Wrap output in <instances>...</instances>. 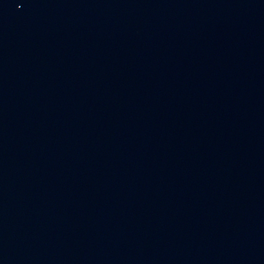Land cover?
<instances>
[{"label":"water","instance_id":"1","mask_svg":"<svg viewBox=\"0 0 264 264\" xmlns=\"http://www.w3.org/2000/svg\"><path fill=\"white\" fill-rule=\"evenodd\" d=\"M0 264H264V0H0Z\"/></svg>","mask_w":264,"mask_h":264}]
</instances>
